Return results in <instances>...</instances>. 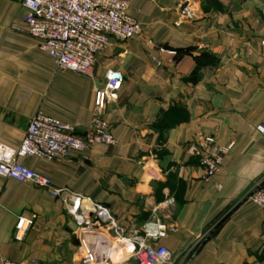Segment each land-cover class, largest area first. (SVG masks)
Masks as SVG:
<instances>
[{
  "label": "crops",
  "instance_id": "crops-1",
  "mask_svg": "<svg viewBox=\"0 0 264 264\" xmlns=\"http://www.w3.org/2000/svg\"><path fill=\"white\" fill-rule=\"evenodd\" d=\"M23 13V0H0V144L20 147L38 112L85 134L103 103L116 144L22 159L58 197L0 177V264H78L69 209L79 198L107 208L109 234L124 238L109 264H137L132 249L159 226L164 264H264V208L250 199L264 178V0H130L141 36L113 39L91 77L59 71ZM109 73L122 78L114 101L104 100ZM206 137L235 144L209 181ZM21 216L36 220L17 241Z\"/></svg>",
  "mask_w": 264,
  "mask_h": 264
},
{
  "label": "built area",
  "instance_id": "built-area-1",
  "mask_svg": "<svg viewBox=\"0 0 264 264\" xmlns=\"http://www.w3.org/2000/svg\"><path fill=\"white\" fill-rule=\"evenodd\" d=\"M23 7L22 19L27 34L37 40L40 50L54 61L61 72L91 77L97 57L109 48L113 39L125 42L142 34V26L129 15L130 0H23ZM121 85V76L109 73L104 100H116ZM103 107L104 103L97 106L96 116L85 134H78L72 126L38 112L31 119L20 147L0 144V177L20 184H33L58 197L60 191L54 188L52 180L25 166L21 160H67L72 152H85L98 145H115L111 126L101 116ZM257 130L264 134V123ZM234 146V143L220 145L213 137L203 138L200 166L207 181L220 172L225 157ZM250 199L264 208V178ZM69 215L78 228L81 241L82 255L78 264H109L119 240L124 239L118 232L114 237L109 234L111 232L107 229L113 222L110 211L79 198L69 209ZM35 220V216L18 218L17 241L23 240ZM164 229V226L147 228L145 238L134 246L130 259L137 264L166 263L168 250L154 244L165 236ZM99 242L106 248L101 256L96 253ZM3 264L29 263L6 261Z\"/></svg>",
  "mask_w": 264,
  "mask_h": 264
},
{
  "label": "bare ground",
  "instance_id": "bare-ground-1",
  "mask_svg": "<svg viewBox=\"0 0 264 264\" xmlns=\"http://www.w3.org/2000/svg\"><path fill=\"white\" fill-rule=\"evenodd\" d=\"M125 250H126V249H125ZM125 250H124V251H125ZM128 250H129V249H128ZM129 251H130V250H129ZM129 251H128V252H129ZM126 253H127V252H126ZM120 254L122 255L123 253H120ZM120 254H118V255L120 256ZM114 255H115V254H114ZM116 257H117V254H116ZM119 258H121V257H119ZM119 258H118V259H119ZM116 259H117V258H116ZM113 260H114V259H113ZM117 261H118V260H117ZM117 261H116V262H117ZM119 261H120V260H119ZM117 263H119V262H117ZM121 263H122V262H121Z\"/></svg>",
  "mask_w": 264,
  "mask_h": 264
}]
</instances>
